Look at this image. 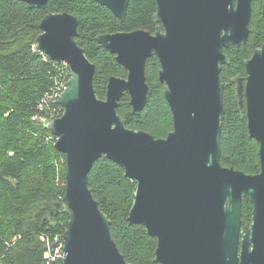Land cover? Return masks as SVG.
<instances>
[{
    "label": "water",
    "instance_id": "obj_1",
    "mask_svg": "<svg viewBox=\"0 0 264 264\" xmlns=\"http://www.w3.org/2000/svg\"><path fill=\"white\" fill-rule=\"evenodd\" d=\"M46 8L49 0H22ZM124 21L130 0H96ZM155 32L103 33L96 40L116 55L126 77L111 76L106 98L94 85L95 64L79 38V20L50 12L41 21L36 48L70 67L58 102L62 114L50 130L66 156L63 208L69 215L62 234L63 264H131L111 233V219L89 185L101 157L118 163L136 183L128 215L157 240L161 264H264V43L244 60L246 83L238 80L250 136L259 142L261 169L248 174L221 162L225 116V48L239 47L251 32L253 0H156ZM262 13L264 16V3ZM160 62L159 79L173 114V129L156 138L127 126L118 113L130 95L139 115L152 88L147 61ZM252 204L243 225V202Z\"/></svg>",
    "mask_w": 264,
    "mask_h": 264
},
{
    "label": "trees",
    "instance_id": "obj_2",
    "mask_svg": "<svg viewBox=\"0 0 264 264\" xmlns=\"http://www.w3.org/2000/svg\"><path fill=\"white\" fill-rule=\"evenodd\" d=\"M263 3L253 0L249 38L239 47L225 48L231 62L223 65L220 74L225 85L221 162L248 174L261 169L259 142L250 136L238 80H246L244 60L264 43ZM156 9V0H130L127 15L120 21L96 0H49L46 8H31L22 0H0V264H63L62 258L46 256L47 252L54 253L62 241L70 217L62 204L66 156L55 147L56 136L50 126L40 119L62 114L58 100L39 107L55 86L60 67L59 61L36 48L42 19L50 12H69L78 18L82 46L96 66L97 94L106 98L109 78L126 77L128 71L96 37L138 29L155 32ZM159 70L160 62L154 55L148 59L146 71L152 94L139 115L133 112L128 93L118 107L128 127L142 129L156 138L166 137L173 129V114ZM89 185L100 208L111 219L112 237L127 261L161 264L155 261L157 240L144 226L127 220L136 183L125 177L123 168L103 155L91 170ZM251 212L252 204L244 201L243 225L251 222Z\"/></svg>",
    "mask_w": 264,
    "mask_h": 264
},
{
    "label": "built area",
    "instance_id": "obj_3",
    "mask_svg": "<svg viewBox=\"0 0 264 264\" xmlns=\"http://www.w3.org/2000/svg\"><path fill=\"white\" fill-rule=\"evenodd\" d=\"M43 53V52H42ZM45 54V53H44ZM70 78V67L69 64L66 61H60V67H59V78L56 80L55 86L52 88V91L50 94H48L40 103V108H43L45 104L49 100H59L60 95L62 92L67 88L68 86V80ZM36 118V117H34ZM40 119L44 122L46 126H51L52 120L51 118L47 117H40ZM58 137H56V140ZM16 239V238H15ZM14 239V240H15ZM58 239V238H57ZM63 240L60 242L59 245L56 246V249L54 253L51 254V252H47L46 256H52V258H62L63 257Z\"/></svg>",
    "mask_w": 264,
    "mask_h": 264
},
{
    "label": "flooded vegetation",
    "instance_id": "obj_4",
    "mask_svg": "<svg viewBox=\"0 0 264 264\" xmlns=\"http://www.w3.org/2000/svg\"><path fill=\"white\" fill-rule=\"evenodd\" d=\"M245 79H246V78H245ZM241 82H242L241 84H242V86H243V84L245 85V83H246V80H245V81H242V80H241ZM161 83H162V82H161ZM162 84H163V83H162ZM240 103H241V98H240ZM242 106H245V102L243 103V105H242Z\"/></svg>",
    "mask_w": 264,
    "mask_h": 264
},
{
    "label": "rangeland",
    "instance_id": "obj_5",
    "mask_svg": "<svg viewBox=\"0 0 264 264\" xmlns=\"http://www.w3.org/2000/svg\"><path fill=\"white\" fill-rule=\"evenodd\" d=\"M57 162V161H56ZM58 164H60V163H58ZM32 182H33V177H32ZM17 239H15V241H16Z\"/></svg>",
    "mask_w": 264,
    "mask_h": 264
}]
</instances>
